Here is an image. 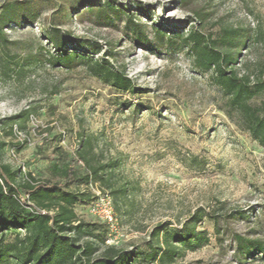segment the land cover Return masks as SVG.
Instances as JSON below:
<instances>
[{"label": "rangeland", "instance_id": "obj_1", "mask_svg": "<svg viewBox=\"0 0 264 264\" xmlns=\"http://www.w3.org/2000/svg\"><path fill=\"white\" fill-rule=\"evenodd\" d=\"M5 5L13 8L0 40V164L21 171L17 182L50 178L57 147L81 149L104 166L100 181L71 188L86 194L75 212L94 233L81 242H93L95 256L181 228L202 209L236 215L221 221L219 237L205 219L198 228L211 241L175 264H264L260 254L241 259L233 237L264 240V147L175 37L232 28L233 46H221L236 52L234 68L263 80L264 0H0V13ZM52 26L86 56L53 63ZM91 58L125 72L133 89L95 76ZM253 102L264 106V93Z\"/></svg>", "mask_w": 264, "mask_h": 264}, {"label": "trees", "instance_id": "obj_2", "mask_svg": "<svg viewBox=\"0 0 264 264\" xmlns=\"http://www.w3.org/2000/svg\"><path fill=\"white\" fill-rule=\"evenodd\" d=\"M12 8V5H5L0 13V40L3 41L6 38L2 25L12 19ZM166 33L165 29L157 31L160 39H164ZM47 35L56 53L53 63L67 65L86 56L70 51L68 45L74 40L58 26H52ZM175 37L189 50L196 68L211 74L213 82L227 98L231 111L239 114V125L264 147V106L253 102L264 93V79L254 82L250 74L241 75L234 68L238 63L236 52L221 46H233L234 30L225 29L222 36L213 38L201 28L193 27L186 35ZM98 52L96 49L95 53ZM89 61L93 74L102 81L121 91L133 89V80L112 67L107 59L93 61L91 58ZM48 169L50 178L44 181L28 173L17 182L21 171L0 164V264H175L187 252L196 251L211 241L209 232L198 228L205 219L213 223L219 237L221 221L236 215L200 209L181 228H156L149 240L141 244L130 249L106 245L103 252L95 256L98 251L95 244L81 242L82 233L87 236L94 233L75 212V206L84 202L86 194L71 188L88 187L100 181L104 166L92 165L81 149L72 153L59 146ZM237 214L244 217L241 211ZM233 237L241 259L259 254L264 257V240H250L241 234Z\"/></svg>", "mask_w": 264, "mask_h": 264}, {"label": "built area", "instance_id": "obj_3", "mask_svg": "<svg viewBox=\"0 0 264 264\" xmlns=\"http://www.w3.org/2000/svg\"><path fill=\"white\" fill-rule=\"evenodd\" d=\"M21 199H24V198H21Z\"/></svg>", "mask_w": 264, "mask_h": 264}]
</instances>
